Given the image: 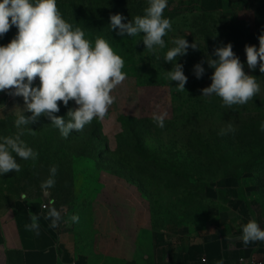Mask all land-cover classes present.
<instances>
[{
	"label": "rangeland",
	"instance_id": "rangeland-1",
	"mask_svg": "<svg viewBox=\"0 0 264 264\" xmlns=\"http://www.w3.org/2000/svg\"><path fill=\"white\" fill-rule=\"evenodd\" d=\"M167 5L163 15L171 14L172 30L165 48L150 52L143 33L120 36L109 26L117 13L124 23L143 15L148 0H57L63 18L82 28L86 39H106L125 61L127 79L112 93L116 101L110 107L119 117L108 130L93 120L65 139L44 116L17 129L8 109L11 95L0 92V140L22 131L21 139L38 153L35 161L17 157L20 172L0 175V211L23 199L55 207L66 219L78 215L85 223L89 217L99 229L98 264H150L154 251L240 235L250 219L264 228V74L247 67L244 50L259 47L264 0H167ZM16 33L13 26L0 45ZM180 37L197 46L176 60L188 77L185 91L167 79L173 65L163 60ZM228 43L261 86L253 101L232 108L215 95L201 96L214 71L207 58L215 59L214 49ZM202 61L205 73L197 79L194 66ZM68 108L55 115L67 120ZM160 112H167L163 128L153 120ZM52 166L55 185L45 195L41 184Z\"/></svg>",
	"mask_w": 264,
	"mask_h": 264
},
{
	"label": "clouds",
	"instance_id": "clouds-1",
	"mask_svg": "<svg viewBox=\"0 0 264 264\" xmlns=\"http://www.w3.org/2000/svg\"><path fill=\"white\" fill-rule=\"evenodd\" d=\"M167 6V0H148L143 15L124 23L125 17L117 13L110 16L109 26L112 30L118 29L120 36L135 37L143 33L146 50L155 52L157 48H165L164 37L172 30L171 20L163 15ZM13 26L17 29L15 37L7 45H0V92L23 98V108L18 106L20 110L15 113L17 129L44 116L66 139L72 131H83L94 119L102 121L108 116L116 101L112 93L127 79V74L122 72L125 61L106 39L97 37L94 43L86 39L82 28L73 27L63 18L57 0H0V38ZM258 40V48L245 45L246 62L250 70L259 67L260 73L264 74V33ZM172 43L174 46L163 57L165 62L173 65L167 71V79L177 82V91H185L188 77L183 65L176 60L187 55L190 47L195 49L197 46L189 44L184 37L176 38ZM213 55L215 59L206 60L214 69L211 84L201 89V96L215 95L227 108L253 101L261 91L260 83L256 76L244 71V64L233 51V45L216 47ZM203 63L194 66L197 79L205 73ZM37 78L40 84L34 86ZM58 102L66 108L70 102L76 105L68 108L67 120L55 115L60 111ZM166 117L167 112L153 113V120L160 128L164 127ZM228 129L233 130L231 124ZM261 131H264V124ZM22 134L21 131L0 140V175L21 171L17 157L25 161L37 159L38 153L21 139ZM221 134H225L223 130ZM56 174L57 167L52 166L50 177L41 184L45 195L54 187ZM29 216L31 223L25 225V230L39 235V216L31 211ZM45 219L50 220L49 227L57 228L62 220L61 212L51 207ZM78 222L79 216L73 215L71 223ZM240 239L245 246L264 242V228L255 219H250L242 226ZM216 264H223V261Z\"/></svg>",
	"mask_w": 264,
	"mask_h": 264
},
{
	"label": "crops",
	"instance_id": "crops-1",
	"mask_svg": "<svg viewBox=\"0 0 264 264\" xmlns=\"http://www.w3.org/2000/svg\"><path fill=\"white\" fill-rule=\"evenodd\" d=\"M39 84L37 78L34 86ZM10 98L8 109L15 116L19 107L23 108V98ZM58 103L60 107L64 106ZM68 107L76 105L70 102ZM118 117L119 113L109 109L104 120L94 121L104 132ZM49 208L19 199L0 211V264H98L95 250L99 235L97 224L91 223L89 217L85 223H71L70 219L62 217L59 227L51 228L50 220L45 219ZM29 211L39 216V235L25 230V225L31 223ZM241 236H209L175 250L154 251L148 261L150 264H216L221 260L223 264H264V242L245 246Z\"/></svg>",
	"mask_w": 264,
	"mask_h": 264
},
{
	"label": "built area",
	"instance_id": "built-area-1",
	"mask_svg": "<svg viewBox=\"0 0 264 264\" xmlns=\"http://www.w3.org/2000/svg\"><path fill=\"white\" fill-rule=\"evenodd\" d=\"M40 207L41 208H45L46 207V204L45 203H42V204H40Z\"/></svg>",
	"mask_w": 264,
	"mask_h": 264
},
{
	"label": "trees",
	"instance_id": "trees-1",
	"mask_svg": "<svg viewBox=\"0 0 264 264\" xmlns=\"http://www.w3.org/2000/svg\"><path fill=\"white\" fill-rule=\"evenodd\" d=\"M120 1V0H119ZM171 16V14H164V17L165 18H168V17H170Z\"/></svg>",
	"mask_w": 264,
	"mask_h": 264
}]
</instances>
